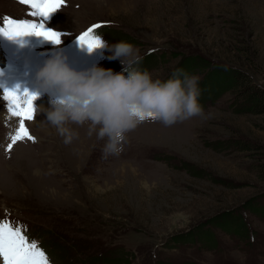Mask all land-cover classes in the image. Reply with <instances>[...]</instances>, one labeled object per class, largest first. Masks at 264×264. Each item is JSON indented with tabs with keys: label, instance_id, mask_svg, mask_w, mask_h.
<instances>
[{
	"label": "rangeland",
	"instance_id": "obj_1",
	"mask_svg": "<svg viewBox=\"0 0 264 264\" xmlns=\"http://www.w3.org/2000/svg\"><path fill=\"white\" fill-rule=\"evenodd\" d=\"M31 11L0 0L2 14L38 20ZM106 23L112 40L103 41L133 44L154 78L183 69V55L205 59L188 72L199 77L204 116L169 127L148 119L119 155L105 157L106 140L87 124L70 125L78 137L65 144L36 107L26 122L36 141L8 150L18 118L0 98V221L44 245L54 264H91L90 255L117 251L122 257L102 264H264V113L243 110L240 93L217 92L206 75L231 66L264 90V0H64L46 23L65 34L61 44L32 51L49 53ZM91 54V66L122 67L108 50ZM2 78L34 87L18 73Z\"/></svg>",
	"mask_w": 264,
	"mask_h": 264
},
{
	"label": "clouds",
	"instance_id": "obj_2",
	"mask_svg": "<svg viewBox=\"0 0 264 264\" xmlns=\"http://www.w3.org/2000/svg\"><path fill=\"white\" fill-rule=\"evenodd\" d=\"M23 38L12 40L24 46ZM100 39L99 48L111 52L109 59H119L123 71L100 66L78 71L57 52L35 74L34 93L50 97V107H41L40 111L46 113L44 123L54 126L65 144L78 137L70 125L87 124L90 136L95 134L98 140H106L101 149L103 156L119 155L127 134L148 119L169 127L204 116L198 101V76L177 68L167 79L154 78L152 72L140 67L143 57L133 44L126 41L108 44Z\"/></svg>",
	"mask_w": 264,
	"mask_h": 264
},
{
	"label": "snow or ice",
	"instance_id": "obj_3",
	"mask_svg": "<svg viewBox=\"0 0 264 264\" xmlns=\"http://www.w3.org/2000/svg\"><path fill=\"white\" fill-rule=\"evenodd\" d=\"M30 6V15L38 18L32 21H20L12 18H4L0 26V35L12 40L26 36H36L44 41L60 45L62 36L65 35L57 30L46 27L50 15L56 12L64 3V0H22ZM99 25H93L77 37V43L87 50L97 49L101 45L100 36L94 35ZM6 102V112L10 117L18 118V126L11 135V142L7 149L11 150L18 141H36L31 134L26 122L35 119V101L39 98L38 93L28 89L20 90L17 85L14 88H4L3 96ZM0 264H50L46 252L38 247L36 241H30L29 237L19 226H13L7 220L0 221Z\"/></svg>",
	"mask_w": 264,
	"mask_h": 264
},
{
	"label": "trees",
	"instance_id": "obj_4",
	"mask_svg": "<svg viewBox=\"0 0 264 264\" xmlns=\"http://www.w3.org/2000/svg\"><path fill=\"white\" fill-rule=\"evenodd\" d=\"M124 40L129 39L127 35H123L122 37ZM162 51L159 53L161 54ZM164 54V53H163ZM160 57V55H158ZM180 65L183 68L184 71L187 73L190 69L196 68V69H203L205 65V59L197 58L195 55L186 54L180 57ZM149 62V61H148ZM146 64V63H145ZM148 64V63H147ZM208 74H206L209 79V82L211 78L215 77V79L211 80L213 89L217 90L219 92L222 89H233L235 93H240V97L244 100V103L246 105L242 108L243 110H249L256 113H264V90L260 89L258 85L255 83H252L251 80L248 78L247 74L243 71H239L238 69L231 67V66H220V65H214L208 70ZM169 78V76H168ZM240 79L242 80V83L238 84L240 82ZM216 92V93H217ZM201 98H199L200 100ZM185 167V166H183ZM190 172L194 170H189ZM241 224V223H240ZM239 224V228H241V225ZM233 227H235L233 225ZM123 252V251H122ZM116 254L117 257H122L121 251H117ZM126 255V254H125ZM89 259L94 260H103L106 262L116 261L117 257H111L110 255H90ZM118 261V260H117Z\"/></svg>",
	"mask_w": 264,
	"mask_h": 264
},
{
	"label": "bare ground",
	"instance_id": "obj_5",
	"mask_svg": "<svg viewBox=\"0 0 264 264\" xmlns=\"http://www.w3.org/2000/svg\"><path fill=\"white\" fill-rule=\"evenodd\" d=\"M22 81V80H21ZM0 82L2 85H0V94H3L4 88H10L9 85L13 86L15 85V82H17L16 79H9V78H2L0 79ZM20 82V81H19ZM11 89V88H10ZM29 91L36 92V89L33 87L29 89ZM47 94H39V98L35 101V105L38 109L44 108L47 109L48 99Z\"/></svg>",
	"mask_w": 264,
	"mask_h": 264
}]
</instances>
